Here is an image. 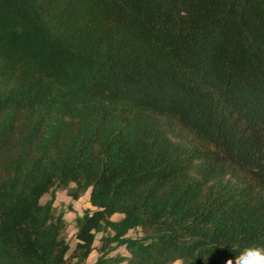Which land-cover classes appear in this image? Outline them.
<instances>
[{
  "label": "trees",
  "instance_id": "trees-1",
  "mask_svg": "<svg viewBox=\"0 0 264 264\" xmlns=\"http://www.w3.org/2000/svg\"><path fill=\"white\" fill-rule=\"evenodd\" d=\"M58 189L93 206L73 248ZM253 245L264 0H0V264H226Z\"/></svg>",
  "mask_w": 264,
  "mask_h": 264
},
{
  "label": "rangeland",
  "instance_id": "rangeland-1",
  "mask_svg": "<svg viewBox=\"0 0 264 264\" xmlns=\"http://www.w3.org/2000/svg\"><path fill=\"white\" fill-rule=\"evenodd\" d=\"M51 198V194H45L41 202L45 203ZM71 206V207H70ZM54 207L57 212H64V217L67 222V228L64 232V237L69 241L71 247L73 248L75 245V238H74V232H75V222L74 219L78 214L84 213L88 209H93L89 202V192L85 193L81 198L78 200H73L69 197L67 194L66 189H58L55 192V200H54ZM116 219L119 218L118 216L115 217ZM139 233V230L136 231H130L129 235L135 236ZM99 236L96 241V245H100L99 242ZM120 252V253H127L124 247H119L117 250L113 251V253ZM98 253L97 251H94L90 257L87 259V264H92L96 260ZM174 264V263H172Z\"/></svg>",
  "mask_w": 264,
  "mask_h": 264
},
{
  "label": "clouds",
  "instance_id": "clouds-1",
  "mask_svg": "<svg viewBox=\"0 0 264 264\" xmlns=\"http://www.w3.org/2000/svg\"><path fill=\"white\" fill-rule=\"evenodd\" d=\"M174 264H182V261L176 260ZM226 264H264V246H247L238 252L234 262L228 259Z\"/></svg>",
  "mask_w": 264,
  "mask_h": 264
},
{
  "label": "crops",
  "instance_id": "crops-1",
  "mask_svg": "<svg viewBox=\"0 0 264 264\" xmlns=\"http://www.w3.org/2000/svg\"><path fill=\"white\" fill-rule=\"evenodd\" d=\"M88 192H89V191H88ZM86 193H87V192H86ZM91 206H92V205H91ZM92 207H93V206H92ZM117 216L119 217V218H117V219H120V218L122 217L121 214H114V215H113V219H116L115 217H117ZM93 252H94V251H93ZM93 252H92V253H93ZM92 253H91V254H92ZM91 254H90V255H91ZM89 257H90V256H89Z\"/></svg>",
  "mask_w": 264,
  "mask_h": 264
}]
</instances>
